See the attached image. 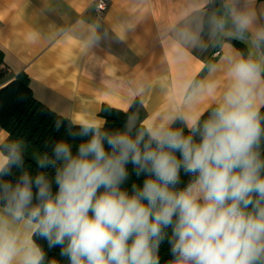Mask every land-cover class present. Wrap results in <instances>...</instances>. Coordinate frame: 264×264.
<instances>
[{"label": "clouds", "instance_id": "1", "mask_svg": "<svg viewBox=\"0 0 264 264\" xmlns=\"http://www.w3.org/2000/svg\"><path fill=\"white\" fill-rule=\"evenodd\" d=\"M162 39L178 74L155 113L73 119L76 150L57 141L35 174L0 135V264H62L40 240L67 264H264V5L190 0ZM209 48L222 58L189 73Z\"/></svg>", "mask_w": 264, "mask_h": 264}, {"label": "crops", "instance_id": "2", "mask_svg": "<svg viewBox=\"0 0 264 264\" xmlns=\"http://www.w3.org/2000/svg\"><path fill=\"white\" fill-rule=\"evenodd\" d=\"M190 0H0V50L10 79L28 77L34 96L71 120L103 110L141 118L166 106L175 92L177 65L164 43V28ZM264 5V0H257ZM93 34L101 37L93 43ZM236 48L246 50L239 41ZM188 69L200 77L223 53H196ZM106 121V119H105ZM0 135L9 132L0 124ZM42 244V240L38 241Z\"/></svg>", "mask_w": 264, "mask_h": 264}, {"label": "trees", "instance_id": "3", "mask_svg": "<svg viewBox=\"0 0 264 264\" xmlns=\"http://www.w3.org/2000/svg\"><path fill=\"white\" fill-rule=\"evenodd\" d=\"M6 74L4 67V53L0 50V79ZM121 110H103L102 116L106 119V127L119 128L126 120V115ZM72 120L64 117L44 103L39 101L33 93L28 77L18 75L4 85L0 86V124L9 132V138L19 141L24 146L25 167L33 174L37 171L34 160L35 155L47 152L51 155L52 146L59 140L69 142L76 150L80 139L73 140L67 135V128ZM60 127L57 128V123ZM76 130V129H74ZM84 139H87L86 137ZM38 152V153H37ZM131 170V165H129ZM50 175L54 171L50 168L46 170ZM13 176L5 177L12 180L17 178V170L13 169ZM186 181L187 177H183ZM143 177L137 179L132 176L125 185L130 188L133 181L142 183ZM49 258L61 260L62 264H67V260L59 257V248L47 249L45 241L42 242ZM160 254L162 262L170 259L169 245L165 242L161 245Z\"/></svg>", "mask_w": 264, "mask_h": 264}, {"label": "built area", "instance_id": "4", "mask_svg": "<svg viewBox=\"0 0 264 264\" xmlns=\"http://www.w3.org/2000/svg\"><path fill=\"white\" fill-rule=\"evenodd\" d=\"M96 7L100 13H103L108 7V0H96Z\"/></svg>", "mask_w": 264, "mask_h": 264}, {"label": "rangeland", "instance_id": "5", "mask_svg": "<svg viewBox=\"0 0 264 264\" xmlns=\"http://www.w3.org/2000/svg\"><path fill=\"white\" fill-rule=\"evenodd\" d=\"M38 153V152H37ZM40 155V153H38Z\"/></svg>", "mask_w": 264, "mask_h": 264}]
</instances>
